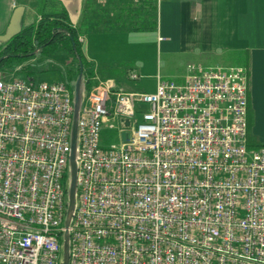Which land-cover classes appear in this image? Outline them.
Segmentation results:
<instances>
[{"label": "built area", "instance_id": "built-area-1", "mask_svg": "<svg viewBox=\"0 0 264 264\" xmlns=\"http://www.w3.org/2000/svg\"><path fill=\"white\" fill-rule=\"evenodd\" d=\"M248 108L240 64H188L154 92L99 81L77 117L67 84L0 76V264H62L66 230L68 264H264V145L249 147ZM113 120L121 142L106 147Z\"/></svg>", "mask_w": 264, "mask_h": 264}, {"label": "crops", "instance_id": "crops-1", "mask_svg": "<svg viewBox=\"0 0 264 264\" xmlns=\"http://www.w3.org/2000/svg\"><path fill=\"white\" fill-rule=\"evenodd\" d=\"M55 1L68 11L73 26L81 29L85 62L95 83L112 79L119 89L148 91L131 89L124 83L125 69L136 68L139 77L156 79L155 89L148 91L154 92L161 77L155 68L159 54L172 60L187 56L197 60L187 64L198 65H202L198 60L218 58L239 59L233 64L240 65L248 62L251 133L264 143V0ZM19 6L25 8L23 27L40 15L45 0H0V35ZM146 31H153L152 38H144ZM137 34H142L138 40L131 38ZM91 37H95V48L85 44ZM106 64L113 68L103 70ZM218 64L232 63L203 66Z\"/></svg>", "mask_w": 264, "mask_h": 264}, {"label": "rangeland", "instance_id": "rangeland-1", "mask_svg": "<svg viewBox=\"0 0 264 264\" xmlns=\"http://www.w3.org/2000/svg\"><path fill=\"white\" fill-rule=\"evenodd\" d=\"M40 19H42V10L40 15L34 19L33 23L37 24V22ZM153 34H154L153 31H146L145 33H143V36L148 40L152 38ZM141 35L142 34H137L132 36L131 38L138 40V38ZM95 41H96L95 37L94 38L91 37L90 39L86 38L85 44L91 45L92 48H95V43H96ZM4 42L5 41H0V64L4 61V63H11L10 64L11 66H9L8 64L1 65L0 76H5L7 78L21 77L28 80L31 79L34 82H48V83L63 82L67 84L70 88L76 87V82L79 76L78 74L79 62L76 58V55L73 52L62 47L49 49L47 51H40L39 49H37L34 55L28 57L23 61H18L9 58L8 57L9 54H7L6 52L2 53L5 46ZM145 50L149 51L148 45H145ZM186 58L187 56L184 57L178 56L177 58L172 60L168 58V55L166 54H159L155 68L157 69V72H159V74L163 79L179 81L180 76L184 74L185 71L186 73H188L187 62L197 61V60H188ZM236 61L237 60L230 61V59L228 58H224V59L218 58L213 60H207V59L198 60V63L202 65H206L207 63L209 64L214 62L226 63V64L239 63ZM117 67L118 66H116L115 68ZM109 68L111 69L113 67H109V64H106L103 67V70H107ZM99 69L102 70V67H100ZM71 73L73 76L71 75ZM124 74L125 77L123 81L127 85V87H130L131 89H141V90L146 89L148 91H152L155 89L156 79L154 78L151 77L145 78L144 76L142 77L138 76V79L131 78L132 74L138 75L136 68H126ZM92 81H95L94 78ZM97 83L98 81L96 83L94 82V86ZM84 94H85L84 98H86L89 92H86V90H84ZM137 109H138L137 114L132 118L133 123L140 122L142 120V111L147 110L148 105L138 104ZM109 124L114 125L115 127L111 128L107 126L106 128H104L102 132V145L106 147L111 145L112 143L119 145L121 142L119 135L120 134L119 121L113 120V122ZM62 256H63V252H62Z\"/></svg>", "mask_w": 264, "mask_h": 264}, {"label": "trees", "instance_id": "trees-1", "mask_svg": "<svg viewBox=\"0 0 264 264\" xmlns=\"http://www.w3.org/2000/svg\"><path fill=\"white\" fill-rule=\"evenodd\" d=\"M81 29L73 26L68 11L55 0H45V6L42 10V19L37 24L31 23L23 25L21 31L14 35L11 39L4 42L5 46L2 53L9 54L8 57L23 61L34 55L37 49L47 51L49 49L62 47L73 52L80 61L78 74L82 73L81 81V98H84V90L90 92L94 86L93 73L85 62V57L82 50V42L80 40ZM239 59H237L238 61ZM9 65L4 63L1 65ZM8 66V67H9ZM249 74V64L244 63ZM28 69V68H26ZM72 75V73H71ZM73 76V75H72ZM73 95L75 88H71ZM252 113L248 108V144L249 147L258 148L264 143L258 141L251 133ZM69 187H67L69 192ZM63 259V256H62Z\"/></svg>", "mask_w": 264, "mask_h": 264}, {"label": "water", "instance_id": "water-1", "mask_svg": "<svg viewBox=\"0 0 264 264\" xmlns=\"http://www.w3.org/2000/svg\"><path fill=\"white\" fill-rule=\"evenodd\" d=\"M24 6H19L15 9L10 24L4 34L0 35V41H7L11 39L14 35L18 34L22 29V16L24 13ZM81 81H82V73L79 74L76 87H75V94H74V103H75V117L78 115V111L81 105ZM129 122H127L128 124ZM123 139L125 140L128 136V132L122 133ZM71 178H70V187H69V201H68V209H67V217L65 221L66 228L69 227L70 221L73 215V210L75 207V201H76V163H75V144L73 146V151L71 154ZM69 234L66 230L65 232V238H64V249H63V262L62 264H68L69 261Z\"/></svg>", "mask_w": 264, "mask_h": 264}]
</instances>
